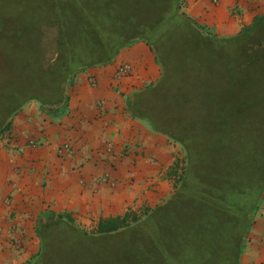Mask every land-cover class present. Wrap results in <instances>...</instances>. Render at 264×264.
I'll use <instances>...</instances> for the list:
<instances>
[{"label":"crops","instance_id":"crops-1","mask_svg":"<svg viewBox=\"0 0 264 264\" xmlns=\"http://www.w3.org/2000/svg\"><path fill=\"white\" fill-rule=\"evenodd\" d=\"M182 5L186 15L222 38L236 36L264 16V0H182ZM131 45L132 75L116 79L118 64L112 62L78 70L64 104L46 108L32 100L12 118L0 139V240L5 244L16 236L12 226L17 233H30L33 217L42 213L65 214L93 229L101 218L154 208L173 188L172 168L182 165L181 144L132 110L135 96L155 81L147 74L159 76L160 63L151 49ZM99 100L105 109L98 108ZM64 142L75 146L73 156L58 155ZM107 142L113 143L110 152ZM109 173L115 186L93 182ZM26 248L14 260L22 262L34 246ZM241 264H264V194Z\"/></svg>","mask_w":264,"mask_h":264},{"label":"rangeland","instance_id":"rangeland-1","mask_svg":"<svg viewBox=\"0 0 264 264\" xmlns=\"http://www.w3.org/2000/svg\"><path fill=\"white\" fill-rule=\"evenodd\" d=\"M159 3L164 5L166 3L169 6L173 4L172 0L170 2L168 0H0V130L11 119L7 117V110L10 101L13 102L14 91H23V94L17 97L21 102L25 101L28 95L35 93L34 89L40 92V97L47 95L49 99L56 98L59 88L55 83L46 80V76H43L45 74H42V66L54 62L59 55L55 34L57 35L58 31L71 32L79 38H84L87 33H91L92 25L97 22L103 25L104 21L107 23V28L106 39L103 40L107 43L103 59L115 56L112 60L113 64L125 60L133 63L135 56L130 52L129 47L132 43L134 45L141 43L148 50L153 45L156 52L162 54L166 60L168 78L165 77L166 81L161 80L163 72L161 64L159 76L153 72L148 73L149 80L155 81L145 90L156 85L159 87L156 91H147L142 99L143 105L150 107L159 125H163L170 132L175 131L178 137L192 134L202 136V139L216 138L218 133H226L225 130L228 128L231 141L236 140L237 132L250 134L252 126L243 125V128H247L243 131L239 123L235 121L227 123L228 116L226 118L225 115L233 111L232 104L235 100L231 104L227 98L221 96L225 84L223 75L225 78L227 73L237 82V87L251 80V75L250 78L248 76L253 65L252 61H249L250 56L257 48L255 39L261 38L264 31H259V35L248 38L251 40L250 46L237 43L235 40L222 41V37L213 34L205 27L201 38L185 29H169L172 22L169 16L163 15L164 8L160 5L157 6L159 12L155 11ZM166 16V20H163L162 17ZM58 21L60 24H57ZM54 24L58 25L56 30ZM206 31L210 34L207 35ZM241 33L233 37H238ZM125 40L129 43L118 49L119 44ZM75 49L78 47L75 46ZM40 63L41 67L38 66ZM73 76L68 81L67 91ZM210 88L219 91L218 97ZM238 97L240 100L244 98L241 95ZM210 102L219 104L220 108L205 106ZM242 111L249 125L250 122L256 121L264 126V108L256 113L245 106L243 110L239 109L238 113ZM218 114L219 123L213 124ZM240 120L246 123L245 120ZM261 130L264 128L261 127ZM2 131L0 139L7 132V130ZM180 144L182 149V156L179 159L182 163L179 164L180 172L175 176L173 188L159 204L173 194L178 176L187 166L185 147ZM147 209L136 212L138 217H143ZM58 216L60 215L56 213H42L33 217L35 225L32 226L33 230L30 233H12L16 238L21 239L20 248L14 245V238H11V246L8 242L5 244L0 240V258L3 257L0 259V264H153L152 258L141 251L144 249L145 243L142 242L145 239L134 237L121 242L114 249L112 244L101 238H93L99 240H91L90 243L86 238H78L69 227L61 229V226H64L63 223L67 224L66 221H70L71 218L74 227L88 235H95L97 228L81 227L75 218L65 214L62 215L61 224L53 222V220L59 221ZM43 223L51 224L43 230V236L47 237V240L42 242L40 226ZM159 229L158 227V235L155 233L156 237L154 233L150 234V240L156 238V243L162 241V233ZM25 246L29 249H32V246L34 248L22 262L14 260L18 255L22 256L25 253ZM178 263L177 261L176 264Z\"/></svg>","mask_w":264,"mask_h":264},{"label":"trees","instance_id":"trees-1","mask_svg":"<svg viewBox=\"0 0 264 264\" xmlns=\"http://www.w3.org/2000/svg\"><path fill=\"white\" fill-rule=\"evenodd\" d=\"M172 3L170 6L166 3L156 5H161L164 8L163 15L171 19L169 29H185L190 34L203 38L204 28L182 11V0H172ZM156 7L155 11L158 13L159 7ZM167 16L162 19L166 20ZM57 24L53 25L55 30ZM106 24L104 21L103 25L95 23L91 26V33H87L84 38H79L71 32L58 31L57 35L55 34L59 55L54 62L42 66V74H45L43 76H46V80L55 83L59 88L56 98L52 100L47 95L40 97V92L34 89L35 93L28 95L26 100L21 102L17 97L23 94V91H14L13 102L10 101L7 110V117L11 119L5 123L0 133L11 127L12 117L29 101L35 100L41 106H60L66 101L68 81L78 70L112 62L115 56L104 59L102 57L107 43L103 40L106 39ZM259 31H264V16L255 19L238 37L221 40H235L250 46L251 40L248 38L259 35ZM206 33L210 34L207 31ZM255 41L257 48L249 60L253 64L248 72L251 80L237 87V82L226 73L225 78L223 75L225 84L221 90L224 99L227 98L231 104L235 100L232 104L233 111L225 115L226 118L228 116L227 123L235 121L241 128L243 125L252 126L250 134L237 132L236 140L231 141L228 128L226 133L217 132L216 138L202 139V136L192 134H179L181 137H178L175 131L170 132L163 125H159L150 107L143 105V96L150 91H156L159 86L137 94L132 105L133 114L148 122L153 130L166 134L185 147L187 166L178 176L173 194L161 204L147 209L143 217H138L136 211L129 210L123 215L101 218L95 235H88L74 227L71 218L66 221L67 224H62L64 226H61V229L69 227L78 238H86L89 242L99 240L93 238H101L112 244L113 249L125 240L143 238L145 240L142 243L145 244L141 251L152 258L153 264H176L177 261L178 264H241L243 243L264 194V130H261L264 126L256 121L250 122L249 125L245 113H238V110H243L245 106L256 113L264 108V35L257 37ZM127 43L129 42L126 40L121 42L118 49ZM75 46L78 49H75ZM151 49L163 67L161 80L166 81V60L162 54L156 52L153 45ZM38 66L41 67V63ZM210 90L218 97L219 91L214 88ZM240 95L244 97L243 100L239 99ZM205 106L220 108L219 104L212 102ZM218 116L219 114L213 124L219 123ZM246 129L243 128V131ZM178 166L179 163L176 162L172 168V174L175 176L179 173ZM58 218L59 221L53 222L61 224L62 215ZM50 224L43 223L40 226L42 242L47 240V237L43 236V230ZM156 226L162 233V241L159 243H156V238L150 240V234L154 233V237L155 233L158 235Z\"/></svg>","mask_w":264,"mask_h":264},{"label":"built area","instance_id":"built-area-1","mask_svg":"<svg viewBox=\"0 0 264 264\" xmlns=\"http://www.w3.org/2000/svg\"><path fill=\"white\" fill-rule=\"evenodd\" d=\"M134 71V65L132 62H128V61H124L122 63H119L117 65V68L115 70V78L118 80H121L127 76H130L133 74ZM97 106L100 109H105V105L104 102L99 100L97 101ZM32 145H35V141H31L30 142ZM113 149V143L112 142H107L106 144V150L107 151H111ZM57 153L60 156H73L76 153V148L75 146L71 143V142H64L63 144L59 145L57 147ZM93 182H95L96 184H110L112 186L116 185V180L114 178L111 177V174H103L101 176H98ZM10 232L11 233H15L17 232V228L15 226H12L10 228ZM21 239L20 238H16V236L14 237L13 243L14 245H16L18 248H20L21 244H20Z\"/></svg>","mask_w":264,"mask_h":264}]
</instances>
